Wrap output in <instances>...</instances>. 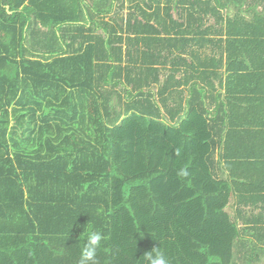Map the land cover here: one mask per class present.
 Masks as SVG:
<instances>
[{
	"label": "trees",
	"instance_id": "obj_1",
	"mask_svg": "<svg viewBox=\"0 0 264 264\" xmlns=\"http://www.w3.org/2000/svg\"><path fill=\"white\" fill-rule=\"evenodd\" d=\"M205 11L217 5L0 0V264H79L89 226L106 237L99 264L154 247L170 264H264V235L240 241L264 213L239 227L234 144L264 15L260 32L237 16L211 37Z\"/></svg>",
	"mask_w": 264,
	"mask_h": 264
},
{
	"label": "crops",
	"instance_id": "obj_2",
	"mask_svg": "<svg viewBox=\"0 0 264 264\" xmlns=\"http://www.w3.org/2000/svg\"><path fill=\"white\" fill-rule=\"evenodd\" d=\"M147 1V0H146ZM161 5L163 6L165 0H160ZM213 4L217 5L218 11H205L201 13L202 17V27L210 26L212 28L211 37H216V31L224 30L226 24V18H242L248 20L252 25L251 31L255 30L254 33L260 32L262 29L254 27L256 24V16L259 14L264 15V0H212ZM127 4V2H126ZM156 3L152 6H145L146 11H153ZM173 9L171 11L173 19L177 17L178 9L175 7V4H171ZM128 7L122 9V11L127 12ZM126 13L124 14V16ZM236 18V19H237ZM154 22V20H152ZM156 22V21H155ZM168 24L173 25V22L168 21ZM187 23L189 27L190 23ZM242 21L238 20V24L234 25L235 29H239V24ZM197 24V23H196ZM192 27V26H191ZM159 28V27H158ZM167 34H164L166 36ZM173 36V34H171ZM214 35V36H212ZM168 35V37H172ZM190 37V36H188ZM169 42L174 41L169 38ZM193 47L194 43L189 42L188 45ZM187 55V54H186ZM252 59L254 62V74L257 73L256 79L252 80L251 85L244 88V93L241 94L243 100L241 101L242 110L239 111L237 119L235 118L234 127L241 130V133H237L235 136L234 144L239 141V145L236 146V149L242 147L241 154L247 155L244 160L247 161V164H243L241 167L235 170L236 174L241 176V178L236 179V186L240 188L241 197L243 201L240 202V209H242V214L239 215V227L242 230V227H245L246 221L245 215H250L252 219L259 213H264V53H253ZM249 67V70L252 69V61L247 60L246 63ZM249 101V103H247ZM255 131L256 133L250 132ZM250 132V133H249ZM235 149V150H236ZM242 158V159H245ZM226 173V172H225ZM248 193V194H246ZM248 195V196H244ZM239 196L237 192L234 195V198L238 200ZM243 234L241 235L242 241L244 238L258 239L264 235V231H253L252 229L245 233V230H242ZM256 234V236L251 235V233ZM264 239V237H262ZM236 256H242L244 249L241 248L240 244L237 243L235 249ZM261 255V254H260ZM263 258V256L261 255ZM239 260V259H238ZM242 261V260H241Z\"/></svg>",
	"mask_w": 264,
	"mask_h": 264
},
{
	"label": "clouds",
	"instance_id": "obj_3",
	"mask_svg": "<svg viewBox=\"0 0 264 264\" xmlns=\"http://www.w3.org/2000/svg\"><path fill=\"white\" fill-rule=\"evenodd\" d=\"M187 171L181 169L179 175L187 176ZM86 239L81 249L79 264H99L97 259V250L101 247V242L106 237L102 232L93 230L89 226L87 232L84 233ZM144 264H170L165 253L160 247H154L151 251L145 252L143 255Z\"/></svg>",
	"mask_w": 264,
	"mask_h": 264
},
{
	"label": "rangeland",
	"instance_id": "obj_4",
	"mask_svg": "<svg viewBox=\"0 0 264 264\" xmlns=\"http://www.w3.org/2000/svg\"><path fill=\"white\" fill-rule=\"evenodd\" d=\"M126 12L125 11H120V14L124 15ZM108 18V16H106V19ZM236 257V255H235Z\"/></svg>",
	"mask_w": 264,
	"mask_h": 264
}]
</instances>
